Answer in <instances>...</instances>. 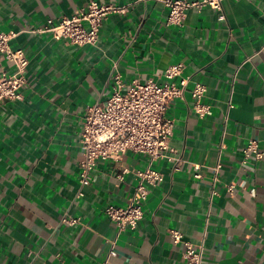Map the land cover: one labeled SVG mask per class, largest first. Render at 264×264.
<instances>
[{
	"label": "crops",
	"instance_id": "obj_1",
	"mask_svg": "<svg viewBox=\"0 0 264 264\" xmlns=\"http://www.w3.org/2000/svg\"><path fill=\"white\" fill-rule=\"evenodd\" d=\"M89 1L0 0V32L14 31L9 45L28 58L22 99L0 103V264H186L183 241L204 242L202 264H264V0H223L222 11L191 7L180 26L167 23L160 0H95L126 7L103 19L95 45L42 31L47 19ZM177 62L189 81L166 114L169 144L183 161L177 170L165 158L153 162L163 180L149 189L136 228L117 234L104 209L128 203L148 157L127 151L98 160L82 184L86 107L110 96L114 73L125 85L162 83ZM3 70L12 65L0 57ZM196 83L206 87L204 116L191 107ZM249 139L263 156L243 163ZM218 161V194L210 199ZM194 163L201 178L193 177ZM172 230L181 241L173 243Z\"/></svg>",
	"mask_w": 264,
	"mask_h": 264
},
{
	"label": "built area",
	"instance_id": "obj_2",
	"mask_svg": "<svg viewBox=\"0 0 264 264\" xmlns=\"http://www.w3.org/2000/svg\"><path fill=\"white\" fill-rule=\"evenodd\" d=\"M168 9L167 23L180 26L188 8L198 10L209 7L222 11L223 0H160ZM125 6L99 3L90 0L85 6L74 11L71 16H63L53 22L47 19L42 31H50L55 39H65L76 46L95 45L103 19L114 12H124ZM223 20L224 15L220 14ZM16 35L14 31L0 32V57L12 65V70L0 73V103L5 100L22 99L21 90L26 84V68L28 58L20 49H13L9 41ZM184 63L177 62L165 68V81L157 83L152 79L145 82L132 80L125 85L118 73L113 74L112 91L109 97L98 100L86 107L79 133L81 157L79 160L80 182L87 183L89 173L98 160H119L121 156L132 151L148 157L147 165L142 170L135 171L137 183L128 203L125 206L109 204L105 207L106 216L117 228V234L136 228L143 216V205L149 189L163 180L162 173L153 168L152 164L158 159L165 158L172 162L173 170H177L183 161L174 156L176 150L169 141L173 131V119L167 116L170 103L183 99L184 90L189 76L183 75ZM178 78V83L175 79ZM206 91L205 85L196 83L190 90L193 99L192 110L199 116L210 113V107L201 102ZM263 152L256 139H249L242 150V162L260 160ZM202 165L193 164V177L201 178ZM218 161L211 167L210 199L218 194L219 169ZM228 194L233 192L235 185H225ZM76 218L63 217L62 222L74 224ZM173 243L182 240L177 231H170ZM115 240L108 256L114 255ZM204 242L194 244L183 241L182 256L186 264H202ZM107 260L103 264H107Z\"/></svg>",
	"mask_w": 264,
	"mask_h": 264
}]
</instances>
